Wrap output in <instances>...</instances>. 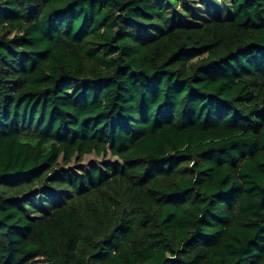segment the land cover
Masks as SVG:
<instances>
[{
    "label": "trees",
    "instance_id": "1",
    "mask_svg": "<svg viewBox=\"0 0 264 264\" xmlns=\"http://www.w3.org/2000/svg\"><path fill=\"white\" fill-rule=\"evenodd\" d=\"M0 264H264V0H0Z\"/></svg>",
    "mask_w": 264,
    "mask_h": 264
},
{
    "label": "rangeland",
    "instance_id": "2",
    "mask_svg": "<svg viewBox=\"0 0 264 264\" xmlns=\"http://www.w3.org/2000/svg\"><path fill=\"white\" fill-rule=\"evenodd\" d=\"M105 163H111V164H117L120 163V161L115 157H101L97 155H89L85 157L84 161L80 164H75L72 167H81L83 169H88L90 165H98V166H104Z\"/></svg>",
    "mask_w": 264,
    "mask_h": 264
}]
</instances>
